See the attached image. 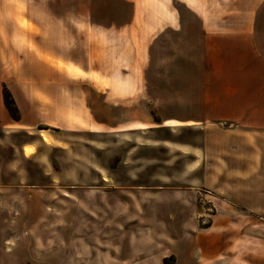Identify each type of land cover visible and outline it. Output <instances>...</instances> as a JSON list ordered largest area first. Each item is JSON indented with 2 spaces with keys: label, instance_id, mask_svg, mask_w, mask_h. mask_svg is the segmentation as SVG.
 I'll return each instance as SVG.
<instances>
[{
  "label": "rangeland",
  "instance_id": "1",
  "mask_svg": "<svg viewBox=\"0 0 264 264\" xmlns=\"http://www.w3.org/2000/svg\"><path fill=\"white\" fill-rule=\"evenodd\" d=\"M1 1L33 17L30 41L12 37L33 58L3 62V92L65 87L36 96L67 117L38 120L51 144L2 146L0 264H264V128L161 125L171 97L200 96L205 11L236 0Z\"/></svg>",
  "mask_w": 264,
  "mask_h": 264
},
{
  "label": "crops",
  "instance_id": "2",
  "mask_svg": "<svg viewBox=\"0 0 264 264\" xmlns=\"http://www.w3.org/2000/svg\"><path fill=\"white\" fill-rule=\"evenodd\" d=\"M26 8L24 17L26 27L23 28L17 20L18 15L24 12L19 11L18 6L3 5L0 0V72L3 69V62L22 60L21 55L27 60L33 58L31 47L33 45L27 43L28 37L30 41L31 36L28 26L33 25V17L29 16L32 15L31 9ZM212 11L213 13L205 11V21L201 24L196 43L200 49L198 55L203 69L200 77L204 84L197 87L200 96L193 99L171 97L170 104L160 109L161 125L179 127L219 122L264 128V0H236L230 8L222 9L221 12ZM23 30L27 41L24 49L18 51V46H14L17 44L13 42L12 37L13 34L23 33ZM8 38L14 43L11 48L3 44ZM81 67L79 66L78 69L83 71ZM31 69L33 72V66ZM206 69L207 75H205ZM52 70L63 76L66 75L65 69L52 68ZM9 90L20 114L19 120L12 117L5 104L0 73V174L2 173L1 149L2 146L10 143L12 137L24 132L29 137L38 136L39 141L42 142L40 131L43 129L39 128L38 120L40 119L41 122L47 117L44 123L48 126H60L65 124L67 117L65 106L62 107L56 102L51 104L50 101H40V97L36 96L57 93L64 95L65 87H58L57 91L43 87L35 89L38 91L27 88L25 93L31 95L29 99L21 98L19 92L12 87ZM30 116L36 120L29 122ZM55 116L57 122H51V118H48ZM26 144L33 145L32 142L20 144L17 149L18 156L38 159L36 150L30 157H25ZM5 168L13 171V163H7ZM164 256H159L154 264H162ZM180 259L178 256L177 264H182Z\"/></svg>",
  "mask_w": 264,
  "mask_h": 264
},
{
  "label": "trees",
  "instance_id": "3",
  "mask_svg": "<svg viewBox=\"0 0 264 264\" xmlns=\"http://www.w3.org/2000/svg\"><path fill=\"white\" fill-rule=\"evenodd\" d=\"M4 99H5V104L7 108L9 109L12 117L15 120H19L20 114H19L18 108L15 104L13 97L11 96V93L6 88H5V93H4ZM163 264H175V258L173 256L165 257L163 259Z\"/></svg>",
  "mask_w": 264,
  "mask_h": 264
},
{
  "label": "bare ground",
  "instance_id": "4",
  "mask_svg": "<svg viewBox=\"0 0 264 264\" xmlns=\"http://www.w3.org/2000/svg\"><path fill=\"white\" fill-rule=\"evenodd\" d=\"M40 135H41V137H42V139H43V141H44L45 144H51L52 143V137L47 132H45L44 130H42V132H41ZM34 150H35V146L32 145V144H26L24 146V154L26 156L32 155V153L34 152Z\"/></svg>",
  "mask_w": 264,
  "mask_h": 264
}]
</instances>
